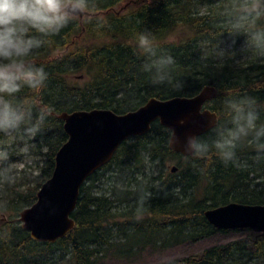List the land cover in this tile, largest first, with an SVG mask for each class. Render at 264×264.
Here are the masks:
<instances>
[{
	"label": "trees",
	"instance_id": "trees-1",
	"mask_svg": "<svg viewBox=\"0 0 264 264\" xmlns=\"http://www.w3.org/2000/svg\"><path fill=\"white\" fill-rule=\"evenodd\" d=\"M126 1L94 0L95 7L81 20L77 17L58 33L41 36L45 43L27 59L48 73L44 87L35 93L24 86L15 97L0 94L13 102L34 97L40 107L51 110L30 139L40 158L38 174L20 183L3 171L7 164L0 168V264H100L144 249L165 251L228 234L235 239L169 264L264 262V237L248 229L217 230L204 217L205 211L229 203L264 205V156H257L250 137L237 148L242 167H236L225 165L214 151L205 159L173 152L170 132L157 122L147 134L123 142L111 161L87 178L71 215L75 228L66 237L41 243L22 230L18 214L36 201L53 172L56 152L67 140L58 118L63 112L103 109L124 114L151 98L192 97L210 86L217 96L206 107L216 113V127H231L224 101L242 97L255 100L257 126L264 125V60L215 61L198 45L226 35L223 22L232 13L224 7L228 0H138L131 10L124 8ZM259 1L257 13L263 15L264 0ZM197 6H206V12L200 14ZM143 32L151 33L157 57H173L174 64L166 69L168 82L155 83V69L145 70L157 57L138 47L137 36ZM177 82L183 87L178 89ZM216 127L200 138L210 143ZM19 134L24 136L9 135ZM9 135L0 133V149H7ZM145 158L160 165L155 175L140 172ZM175 158V173L171 168L166 173L165 162ZM145 193L150 195L141 206Z\"/></svg>",
	"mask_w": 264,
	"mask_h": 264
},
{
	"label": "water",
	"instance_id": "water-1",
	"mask_svg": "<svg viewBox=\"0 0 264 264\" xmlns=\"http://www.w3.org/2000/svg\"><path fill=\"white\" fill-rule=\"evenodd\" d=\"M216 96V89L206 86L192 97L151 98L124 114L103 109L59 114L67 140L56 152L53 172L36 193V201L18 214L22 230L41 243L54 244L66 237L75 228L71 215L87 178L107 165L123 142L147 134L155 122L170 132L173 152L191 156L184 149L186 139L200 137L218 124L216 113L206 107ZM204 217L217 230L248 229L264 237V205L229 203L205 211Z\"/></svg>",
	"mask_w": 264,
	"mask_h": 264
},
{
	"label": "clouds",
	"instance_id": "clouds-1",
	"mask_svg": "<svg viewBox=\"0 0 264 264\" xmlns=\"http://www.w3.org/2000/svg\"><path fill=\"white\" fill-rule=\"evenodd\" d=\"M94 7V0H0V94L15 97L24 86L38 93L44 87L48 73L27 58L45 43L40 37L58 33L69 21ZM33 31L40 35H31ZM251 38L255 47L264 50V31L253 33ZM137 40L139 48L151 57H157L151 33H139ZM173 64V57L165 55L153 59L144 67L146 71L155 69L154 82L163 84L169 81L166 69ZM176 87L182 88V82H177ZM224 104L231 118V127H216V138L210 143L198 136H189L184 143L185 152L205 159L214 151L225 165L242 167L237 148L242 138L250 137L249 143L256 146L257 156H264V125L257 126L259 111L255 100L251 97L229 98ZM34 108L39 109L35 114ZM49 115L51 110L40 107L34 97L13 102L0 95V133L21 132L34 137ZM175 142L178 141L174 138ZM8 162V151L0 149V164ZM149 195L145 193L141 196V206Z\"/></svg>",
	"mask_w": 264,
	"mask_h": 264
},
{
	"label": "rangeland",
	"instance_id": "rangeland-1",
	"mask_svg": "<svg viewBox=\"0 0 264 264\" xmlns=\"http://www.w3.org/2000/svg\"><path fill=\"white\" fill-rule=\"evenodd\" d=\"M135 1L127 0L123 6L127 5L131 10L135 6L133 3ZM224 7L232 8L231 15L223 22V27L227 30L226 35L219 37L213 44L201 40L198 45H200L202 54L215 61L233 63L263 61L264 50L255 47V42L251 38L253 33L264 31V14L257 13L261 10L260 1L233 0L231 2L228 0ZM196 8L200 14L207 10L206 6H197ZM246 138H242V140ZM30 139L31 137L20 134L7 137L6 150L9 153V162L4 167H2L3 164H0V168L2 167L3 171H8L9 177L15 182L29 181L39 172L36 166L41 165L40 158L36 156L34 143ZM178 162L176 158L166 161L164 165L166 173H169L170 168L177 166ZM159 168L160 165L156 162H150L145 158L139 170L141 173L144 172L147 176H151L155 175ZM0 218H2L1 215ZM234 237L232 234L216 235L208 240L178 245L165 251L144 249L126 259L109 258L100 264H169L174 260L199 255L203 250L212 246L225 245L233 241ZM66 260L63 256V261ZM251 264H264V262L256 261Z\"/></svg>",
	"mask_w": 264,
	"mask_h": 264
}]
</instances>
